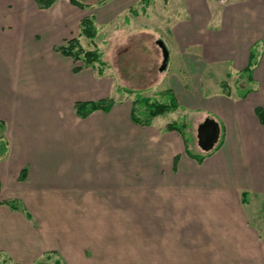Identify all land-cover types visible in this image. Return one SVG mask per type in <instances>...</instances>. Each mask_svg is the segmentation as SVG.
<instances>
[{
  "label": "crops",
  "instance_id": "1",
  "mask_svg": "<svg viewBox=\"0 0 264 264\" xmlns=\"http://www.w3.org/2000/svg\"><path fill=\"white\" fill-rule=\"evenodd\" d=\"M151 3L128 18L142 0L84 9L69 0L48 9L34 0H0L6 259L25 264L53 253L68 262L62 264L92 254L100 264H264V125L255 115L264 109V0H234L215 15L208 0H177L170 7L178 10L168 8L159 26L181 54L183 81L169 87L177 110L207 102L203 119L219 128L201 163L188 155L182 135L157 124L161 116L148 126L131 121L133 95L119 91L112 67L101 76L92 67L74 72L72 59L54 50L78 36L86 16L94 17L98 35L124 20L151 25ZM252 50L256 64L243 75ZM225 62L245 86L225 95L218 79L219 88L204 94L206 71ZM107 99L114 102L108 112L76 115L77 103Z\"/></svg>",
  "mask_w": 264,
  "mask_h": 264
},
{
  "label": "rangeland",
  "instance_id": "2",
  "mask_svg": "<svg viewBox=\"0 0 264 264\" xmlns=\"http://www.w3.org/2000/svg\"><path fill=\"white\" fill-rule=\"evenodd\" d=\"M79 2L93 6L101 0H78ZM155 2L156 5L153 7V11H150V17L155 18V21H152L151 25L146 23V20L139 18V21L135 23L131 20H124L125 23L118 22L111 31L101 32L97 34L93 43L85 39L86 44L88 45L87 50H92L94 47L99 49L102 52V57L104 61L108 63L110 68L115 72L117 83H119V91H132V99L136 95L143 98L150 99V101H157L159 103H167L169 98L167 95L161 94L165 90H170L169 87L176 85L183 81V64L181 59V54L176 48L175 44L171 42L165 35L163 29L159 26L163 23L164 14L170 10V12H176L178 5L177 0L173 11L171 10L172 2L170 0H149L148 5L151 2ZM168 1V2H167ZM210 2L209 11L215 15V10L218 7L226 3H230L234 0H208ZM164 2V6L162 5ZM171 3V4H170ZM152 4V3H151ZM88 5V6H89ZM141 6V5H140ZM134 7L132 10L137 13V15L129 12L128 18H135L138 15H142V6ZM146 8V7H145ZM169 8V10H168ZM146 10V9H145ZM144 10V11H145ZM152 10V9H151ZM131 22V23H129ZM148 25V26H147ZM152 25H155L153 28ZM162 35V37L159 35ZM164 39V40H163ZM157 40L166 41L165 46L168 50V62L165 70L160 71V66L162 64V55L161 51L156 45ZM106 44V47H102ZM85 44V46H86ZM92 46V47H91ZM103 48V49H102ZM256 59H257V51ZM234 59L232 60V64ZM230 64L227 62L211 66L208 71H206V78L203 83V93L210 94L213 90L218 89L216 81L219 79L220 82H225L230 86L229 90L236 92L239 88L244 87V83L237 76L233 77L231 72ZM232 73L229 78V74ZM228 75V76H227ZM206 79H209L206 80ZM211 81V86L205 87V83ZM219 84V83H218ZM250 89V88H248ZM242 92V91H241ZM230 93V91H229ZM207 102H204V106H200L196 109L189 111L176 110L174 112L165 113L159 119H157V124H167L174 121L186 120L188 124V131L185 133V136L188 139V148L190 151H201L199 148L197 140V129L198 125L202 123L205 119L203 116L207 114V108L205 105ZM139 108V106H138ZM209 115V114H208ZM210 116V115H209ZM41 242L47 245L45 239L41 238ZM54 255V256H53ZM5 254L0 253V263L6 259ZM74 255V259H75ZM8 258V257H7ZM79 262L80 264H100L101 259L97 254L88 255L87 258H83ZM9 260V258H8ZM58 260L60 264L68 263L66 260L61 259L53 253L45 254L42 257L37 258V260L32 259L25 262V264H55V261ZM11 261V260H10ZM84 261V262H83ZM70 263V262H69ZM103 262L102 264H104ZM70 264H73L70 263Z\"/></svg>",
  "mask_w": 264,
  "mask_h": 264
},
{
  "label": "trees",
  "instance_id": "3",
  "mask_svg": "<svg viewBox=\"0 0 264 264\" xmlns=\"http://www.w3.org/2000/svg\"><path fill=\"white\" fill-rule=\"evenodd\" d=\"M56 1L58 0H34L37 7L39 9H48L50 8ZM70 3L80 9H84L88 7V5L79 2L78 0H69ZM106 0H101L97 4H101ZM148 4V0H142V13L145 11V7ZM132 14H136L134 10L130 9ZM97 35V29L94 23V17L92 15L83 17L79 22V33L78 36L73 37L69 40H66L62 45L56 47L54 50L61 55L72 59L75 63L73 68L74 72L80 71L84 67H92L97 75L101 76L104 74L105 69L108 67V63L104 61L102 57V52L94 47L92 50H87L82 47L80 38H84L93 43ZM256 53L255 50L250 52L249 56V64L247 68L243 71V75H249L251 71V67L256 64ZM247 77V76H246ZM220 87L222 88L225 95H229V86L225 82L220 83ZM128 93H134L132 91H125ZM249 92V89L244 90L242 96H245L246 93ZM163 95H167L169 100L167 103H159L157 101H150V99L143 98L141 96L138 97L136 95L132 99V109L130 118L131 121L140 126H148L151 124L152 120L155 117L162 116L165 113L174 112L178 109V105L175 101V98L170 90H166L161 92ZM113 100L107 99L99 102H83L77 103L75 105V112L79 118H86L92 112L96 110H101L104 112H108L113 105ZM139 106V108H138ZM255 115L260 124L264 125V109L257 107L255 109ZM166 131H176L182 137H184V141L186 143V147L188 148V139L185 136V133L188 131V124L185 119L181 121H174L171 123H167L164 127ZM218 143V142H217ZM216 143V144H217ZM215 144V145H216ZM214 145V147H215ZM210 151H202V155H195L192 151L187 149L188 155L195 159L198 163H201L206 155H208L213 149ZM7 151V142L0 136V156H3ZM24 173L22 172L20 179H23ZM12 209H16V203L13 201L5 202ZM0 264H19L16 262H12L10 260H4Z\"/></svg>",
  "mask_w": 264,
  "mask_h": 264
},
{
  "label": "water",
  "instance_id": "4",
  "mask_svg": "<svg viewBox=\"0 0 264 264\" xmlns=\"http://www.w3.org/2000/svg\"><path fill=\"white\" fill-rule=\"evenodd\" d=\"M156 45L161 51L162 64L160 71H163L167 67L168 62V50L162 40H157ZM219 138V128L215 121L211 119H205L197 128V141L198 146L202 151H210L216 144Z\"/></svg>",
  "mask_w": 264,
  "mask_h": 264
}]
</instances>
